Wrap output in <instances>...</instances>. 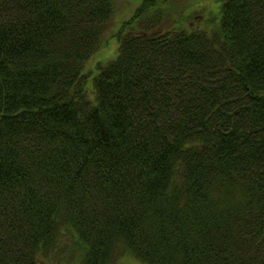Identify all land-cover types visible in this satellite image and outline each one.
<instances>
[{
    "label": "trees",
    "instance_id": "1",
    "mask_svg": "<svg viewBox=\"0 0 264 264\" xmlns=\"http://www.w3.org/2000/svg\"><path fill=\"white\" fill-rule=\"evenodd\" d=\"M141 2L89 88L114 0H0V264H264V0Z\"/></svg>",
    "mask_w": 264,
    "mask_h": 264
},
{
    "label": "rangeland",
    "instance_id": "2",
    "mask_svg": "<svg viewBox=\"0 0 264 264\" xmlns=\"http://www.w3.org/2000/svg\"><path fill=\"white\" fill-rule=\"evenodd\" d=\"M142 0H114L115 12L102 36V45L85 62L83 72L87 78V87L90 88V79L96 73L95 68L113 58L118 51L119 32L134 31L137 28L135 23L132 27L127 26V22L133 19L136 10L139 11ZM156 9H163L164 16L167 17L162 24V30L174 28H192L200 26L209 28L214 25L220 6V0H155ZM158 6V8H157ZM151 9L150 11L154 10ZM152 13V12H151ZM64 252V251H63ZM66 256H55L40 261L39 264H78V251L65 253ZM111 264H142L133 256L127 253L118 254Z\"/></svg>",
    "mask_w": 264,
    "mask_h": 264
}]
</instances>
